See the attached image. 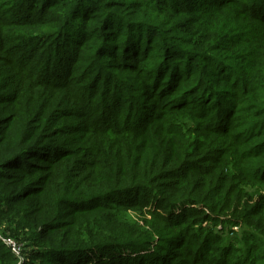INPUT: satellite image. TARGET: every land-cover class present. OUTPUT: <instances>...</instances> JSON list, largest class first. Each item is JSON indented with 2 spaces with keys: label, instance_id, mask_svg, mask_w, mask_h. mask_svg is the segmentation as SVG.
<instances>
[{
  "label": "trees",
  "instance_id": "obj_1",
  "mask_svg": "<svg viewBox=\"0 0 264 264\" xmlns=\"http://www.w3.org/2000/svg\"><path fill=\"white\" fill-rule=\"evenodd\" d=\"M245 188L264 0H0V264H264Z\"/></svg>",
  "mask_w": 264,
  "mask_h": 264
},
{
  "label": "rangeland",
  "instance_id": "obj_2",
  "mask_svg": "<svg viewBox=\"0 0 264 264\" xmlns=\"http://www.w3.org/2000/svg\"><path fill=\"white\" fill-rule=\"evenodd\" d=\"M262 186V185H261ZM259 188H262V187H259ZM245 192H246V197H242V199L239 201L240 203L236 204L235 206H231V216L234 217L235 216V220L238 221L237 223L239 225H251L253 228H256L258 229L259 231H261L262 233H264V220H261V219H256V221L254 220H251L250 217H247L244 215V211L245 209L248 208V211H251L253 209H251L252 207L254 208V205H251L253 204L254 202L260 200V197L262 195H264V190L260 191L259 190V193H260V196H258L254 191L252 190H249L248 191V188H245ZM250 197L252 199H250ZM253 200V201H252ZM252 202V203H251ZM246 203H251L250 205H245ZM249 206V207H248ZM258 210V209H257ZM256 207H255V211H251V213L253 212H256ZM121 217H125L126 219L128 218H139L141 224L143 225L142 222H144V219L143 217L138 213V212H133L132 210H126V213H124L123 215H121ZM124 221V219H122ZM122 224H124L123 222H121ZM259 223V225L257 224ZM220 228V227H219ZM233 230L235 231H238L239 230V227H233ZM248 230V227L247 229L243 232V235L247 232ZM242 235V236H243ZM238 236V235H237ZM237 236L233 237V239H236ZM237 244V243H235ZM244 245V243H242V246ZM239 246V245H237ZM15 252L18 253L17 249L15 248Z\"/></svg>",
  "mask_w": 264,
  "mask_h": 264
},
{
  "label": "built area",
  "instance_id": "obj_3",
  "mask_svg": "<svg viewBox=\"0 0 264 264\" xmlns=\"http://www.w3.org/2000/svg\"><path fill=\"white\" fill-rule=\"evenodd\" d=\"M15 249V248H14Z\"/></svg>",
  "mask_w": 264,
  "mask_h": 264
}]
</instances>
